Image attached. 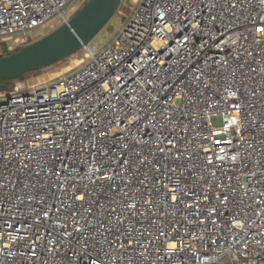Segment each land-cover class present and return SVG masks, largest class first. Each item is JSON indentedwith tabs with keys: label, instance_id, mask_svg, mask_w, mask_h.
Returning <instances> with one entry per match:
<instances>
[{
	"label": "built area",
	"instance_id": "1",
	"mask_svg": "<svg viewBox=\"0 0 264 264\" xmlns=\"http://www.w3.org/2000/svg\"><path fill=\"white\" fill-rule=\"evenodd\" d=\"M85 1L0 0L1 47ZM258 29L264 0H140L74 67L1 91L0 264H264Z\"/></svg>",
	"mask_w": 264,
	"mask_h": 264
},
{
	"label": "water",
	"instance_id": "2",
	"mask_svg": "<svg viewBox=\"0 0 264 264\" xmlns=\"http://www.w3.org/2000/svg\"><path fill=\"white\" fill-rule=\"evenodd\" d=\"M122 0H86L74 15L18 50L0 56V79L13 80L50 67L90 44L117 12ZM7 85L0 83V92Z\"/></svg>",
	"mask_w": 264,
	"mask_h": 264
},
{
	"label": "rangeland",
	"instance_id": "3",
	"mask_svg": "<svg viewBox=\"0 0 264 264\" xmlns=\"http://www.w3.org/2000/svg\"><path fill=\"white\" fill-rule=\"evenodd\" d=\"M139 2L140 0H122L121 6L118 9V11L111 17V19L103 27V29H101L96 34V36L92 39V42L94 44H97L99 47L105 45L114 36V34L121 27V25L124 24L131 17L133 11L138 6ZM50 30H48L47 32H49ZM44 34L45 33H43V31H33L31 32L30 36L25 40V42L28 43L32 40L39 38ZM0 50L5 51V48L1 47L0 45ZM81 55H82V51L80 50L74 55L48 68H44L35 73H30L26 75L23 79L14 81L13 83L10 84V86H12L15 83H19V84L35 83L46 80L48 78H52L54 76L59 75L60 73H64L65 71L69 70L71 67L75 66L76 60L80 58ZM55 81H58V79ZM40 87L41 86H38L37 88Z\"/></svg>",
	"mask_w": 264,
	"mask_h": 264
},
{
	"label": "trees",
	"instance_id": "4",
	"mask_svg": "<svg viewBox=\"0 0 264 264\" xmlns=\"http://www.w3.org/2000/svg\"><path fill=\"white\" fill-rule=\"evenodd\" d=\"M120 6H121V4H120ZM120 6H119V8H120ZM118 8V9H119ZM118 11V10H117ZM20 47H18V48H16L14 51H16V50H18ZM13 52V51H12ZM8 53H10V52H8V51H1L0 50V56H3V55H6V54H8ZM64 60V59H63ZM62 61V60H61ZM48 68V67H47ZM40 70H42V69H40ZM40 70H36V71H31V72H28V73H26V74H24V75H22V76H20L19 78H17V79H13V80H4V79H0V83H5L6 85H7V87H9L10 86V84L11 83H13L14 81H16V80H20V79H23L26 75H28V74H30V73H35V72H38V71H40Z\"/></svg>",
	"mask_w": 264,
	"mask_h": 264
},
{
	"label": "snow or ice",
	"instance_id": "5",
	"mask_svg": "<svg viewBox=\"0 0 264 264\" xmlns=\"http://www.w3.org/2000/svg\"><path fill=\"white\" fill-rule=\"evenodd\" d=\"M259 31H264V29H258ZM173 199L175 200V196H173Z\"/></svg>",
	"mask_w": 264,
	"mask_h": 264
},
{
	"label": "crops",
	"instance_id": "6",
	"mask_svg": "<svg viewBox=\"0 0 264 264\" xmlns=\"http://www.w3.org/2000/svg\"><path fill=\"white\" fill-rule=\"evenodd\" d=\"M43 33H46V32H43Z\"/></svg>",
	"mask_w": 264,
	"mask_h": 264
}]
</instances>
